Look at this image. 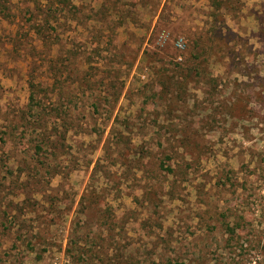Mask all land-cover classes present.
Here are the masks:
<instances>
[{
	"label": "rangeland",
	"instance_id": "1",
	"mask_svg": "<svg viewBox=\"0 0 264 264\" xmlns=\"http://www.w3.org/2000/svg\"><path fill=\"white\" fill-rule=\"evenodd\" d=\"M0 264H264V0H0Z\"/></svg>",
	"mask_w": 264,
	"mask_h": 264
}]
</instances>
